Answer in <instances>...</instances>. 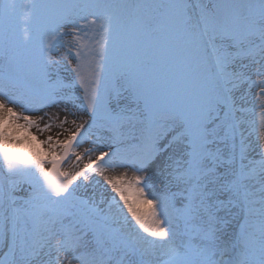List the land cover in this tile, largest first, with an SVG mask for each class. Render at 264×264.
<instances>
[{
	"label": "snow or ice",
	"instance_id": "snow-or-ice-1",
	"mask_svg": "<svg viewBox=\"0 0 264 264\" xmlns=\"http://www.w3.org/2000/svg\"><path fill=\"white\" fill-rule=\"evenodd\" d=\"M25 8L21 38L0 0V264H264V0Z\"/></svg>",
	"mask_w": 264,
	"mask_h": 264
},
{
	"label": "rangeland",
	"instance_id": "rangeland-1",
	"mask_svg": "<svg viewBox=\"0 0 264 264\" xmlns=\"http://www.w3.org/2000/svg\"><path fill=\"white\" fill-rule=\"evenodd\" d=\"M14 2L18 5L17 12H18L19 20H18V27H17V35L22 38L23 37V29L25 27V21H26L27 11H28V9L25 8V5H28V4L32 3L33 0H14ZM65 39H70V37H66ZM60 51H62V49L57 50L55 52V55L58 56L59 53H60ZM2 57H3V46L0 45V58H2ZM0 66H2V63H0ZM60 75L63 76L65 74L63 73V71H61ZM63 107H64V105L61 104L59 106H53L51 108H45V109H43V111L44 112H49V113H52V114H55V113L59 112L60 113V118L63 119V117L65 115V113L61 111V109ZM39 114H42V113H39ZM68 119H69V121H71L72 120V117L69 116ZM45 122L46 121H41L40 122V125H39V128H42L43 127V124ZM52 124H53V127L51 128L50 131H43V132H41V131H39V128L38 127H33L32 132H33V134L37 135L38 139H40V140H45L49 135H52L55 138L57 133H61V135H60L59 138L60 139H64L65 136L67 135V133H65L62 128L58 127L59 120L53 121ZM64 127L65 128L74 127V125L67 124ZM45 147H47V145H45ZM86 147H88V144H86V143L81 144V146L77 149V151H83ZM0 169L2 171V167H0ZM63 170H66V171L72 170V162L70 160L69 161H66L64 163ZM3 171H4V169H3ZM121 171H123V169H117L114 172L113 171H110L109 173L118 174ZM97 178L102 180V178H100V177H97ZM4 179L6 180L5 177H4ZM17 179H19V178L16 177V176H14V175H12V176H10V178L8 179V181H10V180L11 181H14V180H17ZM8 181L5 182L2 179H0V188H4L8 184ZM20 189L21 190L15 192V195H17V196H26L28 194V192L31 191L29 185L26 184V183L21 184ZM96 191H97V199L99 200V199H101V195H100L101 189L100 188H97ZM109 191H110V189H109ZM103 206L104 205H102V207ZM52 255L55 256L56 253L53 252Z\"/></svg>",
	"mask_w": 264,
	"mask_h": 264
},
{
	"label": "bare ground",
	"instance_id": "bare-ground-1",
	"mask_svg": "<svg viewBox=\"0 0 264 264\" xmlns=\"http://www.w3.org/2000/svg\"><path fill=\"white\" fill-rule=\"evenodd\" d=\"M107 174H109V175H115V174H113V173H107ZM132 173H131V171L129 172V175H131Z\"/></svg>",
	"mask_w": 264,
	"mask_h": 264
}]
</instances>
